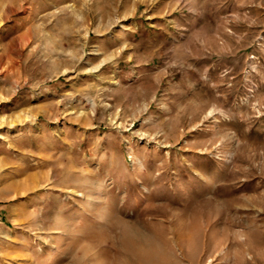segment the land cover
<instances>
[{
    "label": "rangeland",
    "instance_id": "374dc122",
    "mask_svg": "<svg viewBox=\"0 0 264 264\" xmlns=\"http://www.w3.org/2000/svg\"><path fill=\"white\" fill-rule=\"evenodd\" d=\"M0 264H264V0H0Z\"/></svg>",
    "mask_w": 264,
    "mask_h": 264
}]
</instances>
